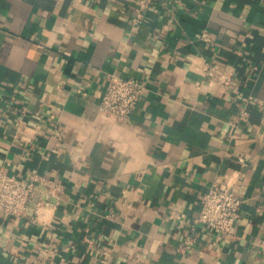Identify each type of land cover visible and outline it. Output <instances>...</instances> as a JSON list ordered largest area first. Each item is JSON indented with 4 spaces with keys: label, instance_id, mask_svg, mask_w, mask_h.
<instances>
[{
    "label": "crops",
    "instance_id": "obj_1",
    "mask_svg": "<svg viewBox=\"0 0 264 264\" xmlns=\"http://www.w3.org/2000/svg\"><path fill=\"white\" fill-rule=\"evenodd\" d=\"M139 1L0 0V168L64 183L44 223L0 214V264H264V0ZM110 72L146 85L125 125ZM233 171V231L196 223Z\"/></svg>",
    "mask_w": 264,
    "mask_h": 264
},
{
    "label": "built area",
    "instance_id": "obj_2",
    "mask_svg": "<svg viewBox=\"0 0 264 264\" xmlns=\"http://www.w3.org/2000/svg\"><path fill=\"white\" fill-rule=\"evenodd\" d=\"M155 0H140L137 9L138 20L143 14V8ZM167 27V25H165ZM201 39L212 41V34L203 29ZM206 78L217 79L224 85H230L232 73L218 75L214 69L204 66ZM146 92V85L135 76H121L113 72L107 73L106 85L99 111L108 123L128 124L131 115ZM250 98L247 97V101ZM246 111L241 110L235 118V124L240 119H246ZM242 166L247 165L245 157L238 158ZM241 176L240 171H233L224 178L215 179L208 191L203 195L199 214L195 218L209 229L229 234L233 231L240 216L242 200L234 190L235 184ZM64 192V183L58 179L33 173L17 176L7 173L0 168V214L3 216L21 217L28 213L30 203L34 202L32 221L46 222L50 211L60 203V196Z\"/></svg>",
    "mask_w": 264,
    "mask_h": 264
}]
</instances>
